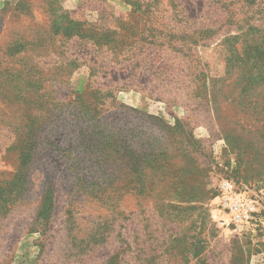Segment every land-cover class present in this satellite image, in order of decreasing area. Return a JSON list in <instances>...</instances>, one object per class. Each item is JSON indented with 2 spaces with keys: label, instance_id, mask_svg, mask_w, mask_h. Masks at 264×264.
<instances>
[{
  "label": "rangeland",
  "instance_id": "374dc122",
  "mask_svg": "<svg viewBox=\"0 0 264 264\" xmlns=\"http://www.w3.org/2000/svg\"><path fill=\"white\" fill-rule=\"evenodd\" d=\"M30 1L0 7V264H264V0H179L174 49L129 0H58L140 42L106 79L6 55Z\"/></svg>",
  "mask_w": 264,
  "mask_h": 264
},
{
  "label": "trees",
  "instance_id": "16d2710c",
  "mask_svg": "<svg viewBox=\"0 0 264 264\" xmlns=\"http://www.w3.org/2000/svg\"><path fill=\"white\" fill-rule=\"evenodd\" d=\"M129 2L132 6V17H139L146 23L152 19L158 21L157 26L160 25V28L157 29H143L140 35L143 41H148L152 44L158 42L162 46L167 44V49H174L176 46H174L173 40L184 41L187 37L190 29L188 30L186 26H181V23L186 25L188 22L187 15L181 9L179 0H129ZM23 5L22 2H18L16 5V11L19 12L18 15L27 9ZM84 7H86V10L97 8L94 5H87V3L86 5L84 4ZM28 12L31 21H38L41 26L36 25L33 27L32 23L22 24V39H17L7 49L6 55L9 57L15 54L24 55L28 51L33 57L35 52L42 51L47 56L53 55L60 66L62 64L72 67L85 66V64L96 65L97 69L103 71L101 73L104 77L103 79H106L111 76L109 71L121 67L125 61L128 62L131 59L130 53L131 55L136 53L135 50L140 45V42L127 43L126 38L120 34L122 29H104L100 28L103 25L101 22L90 23L86 20L77 19L71 12L63 10L58 0L30 1ZM19 17H22V15ZM116 22L124 24L118 19L114 21V23ZM193 31L191 30L193 34L198 33V30ZM259 33L257 32V34ZM171 38L173 40L170 41ZM240 39L241 36L233 37V44H236ZM262 39L256 37L253 40L258 42ZM261 45H255V50L258 49V52L264 54L263 51H259L262 49ZM132 46L133 48L130 49ZM243 47L247 49L245 44ZM140 48L142 49V47ZM255 58L258 59V56L255 55ZM104 67L106 69H102ZM260 74H264V72H260ZM9 76L16 77V79L24 82L18 75L10 74ZM247 81H255V78L252 77V79L250 78ZM260 82L264 84L263 79ZM23 154L21 153L20 157ZM28 157L29 155L26 156V159ZM29 161L20 164L14 179L23 177L25 172H28ZM135 170L137 173L138 169L136 168ZM17 180L19 181V179ZM0 201H4L2 193H0ZM109 264H113V258Z\"/></svg>",
  "mask_w": 264,
  "mask_h": 264
},
{
  "label": "crops",
  "instance_id": "0c3cea01",
  "mask_svg": "<svg viewBox=\"0 0 264 264\" xmlns=\"http://www.w3.org/2000/svg\"><path fill=\"white\" fill-rule=\"evenodd\" d=\"M19 0H0V7L15 5Z\"/></svg>",
  "mask_w": 264,
  "mask_h": 264
},
{
  "label": "built area",
  "instance_id": "2783aa9c",
  "mask_svg": "<svg viewBox=\"0 0 264 264\" xmlns=\"http://www.w3.org/2000/svg\"><path fill=\"white\" fill-rule=\"evenodd\" d=\"M223 186L227 191H231V189L233 188V184L231 182H226Z\"/></svg>",
  "mask_w": 264,
  "mask_h": 264
}]
</instances>
